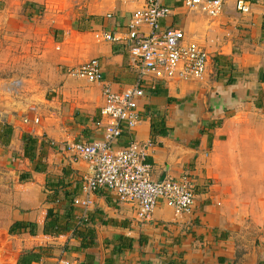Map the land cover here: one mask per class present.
Instances as JSON below:
<instances>
[{
  "label": "crops",
  "instance_id": "0c3cea01",
  "mask_svg": "<svg viewBox=\"0 0 264 264\" xmlns=\"http://www.w3.org/2000/svg\"><path fill=\"white\" fill-rule=\"evenodd\" d=\"M54 1L0 0V32L19 35L33 54L46 56L58 78L50 99L36 93L34 75L0 85V121L4 116L3 129L11 128L6 143L18 153L5 162L0 183L7 186L14 173L20 185L8 221H0V264H264V0H244L249 12L237 9L238 0H224L219 16L201 13V22L180 2L164 1L171 13L160 25L197 39L208 53L207 71L199 81L148 76L138 100L141 121L132 134L123 131L117 146L134 138L148 144L154 180L190 171L196 203L176 214L159 201L144 222L107 190L86 210L77 204L89 165L58 147L103 138V85L121 91L135 83L124 38L139 4ZM44 7L49 13L37 18ZM29 20L33 30L24 32L20 26ZM93 58L102 82L68 73ZM25 136L36 140L31 156ZM247 190L251 207L243 202ZM250 214L259 231L253 241L246 239Z\"/></svg>",
  "mask_w": 264,
  "mask_h": 264
},
{
  "label": "built area",
  "instance_id": "2783aa9c",
  "mask_svg": "<svg viewBox=\"0 0 264 264\" xmlns=\"http://www.w3.org/2000/svg\"><path fill=\"white\" fill-rule=\"evenodd\" d=\"M139 5L131 13L124 38L129 52L130 67L136 74L134 84L115 91L104 84L101 115L106 119L103 138L91 142L62 144L71 160L88 163L89 173L82 180L81 197L75 202L85 210L93 204L95 194L101 190L112 192L120 202L134 208L136 219L148 220L162 201L176 214L190 213L196 203V179L190 171L178 176L154 180L151 165L147 161L148 144L135 138L122 147L118 141L124 130L132 134L141 121L138 100L144 95V80L151 76L166 81H199L208 67V53L203 45L181 28L160 25L168 17L171 8L165 0H126ZM188 10L202 13L209 18L219 16L224 0H174ZM236 7L249 12L250 6L238 0ZM96 38L108 41L120 40L110 33H98ZM71 76L102 82L103 74L97 58L71 68ZM28 117L23 118L28 123ZM39 123V118H34ZM63 264H70L64 262Z\"/></svg>",
  "mask_w": 264,
  "mask_h": 264
},
{
  "label": "rangeland",
  "instance_id": "374dc122",
  "mask_svg": "<svg viewBox=\"0 0 264 264\" xmlns=\"http://www.w3.org/2000/svg\"><path fill=\"white\" fill-rule=\"evenodd\" d=\"M62 1L63 0L61 1L55 0L54 2H62ZM66 2H69V0H66ZM41 11H42V16L37 18L42 19L44 17V13L47 10L44 7L43 9H41ZM187 12H188L187 14H189L190 17L193 16L198 17L200 19V22L202 18L204 19V17H201L202 16L201 13H197L191 10H187ZM32 22L34 21H30V20L28 22L25 21L24 25L20 26L21 29L22 28L25 29L24 32L32 31L33 30L32 27L27 28L28 26L31 25ZM201 35L204 34L202 33ZM18 36L19 35H14L10 31L7 32V34H5V32H0V85L2 82L10 81L12 78H17V77L18 78L25 77L28 81H31L29 79L32 78L34 75L35 76L34 80L37 81L39 84L36 93L43 95L47 99H50L51 96L54 94L53 88H55L58 85L56 70L53 71L50 70V68L46 66L48 63H51L49 62L47 57L46 56L39 57L38 55L33 54L34 52L26 44H24V42L20 38H17ZM47 36L48 33L45 32V38L43 39V43H46ZM28 41L32 42V39H28ZM207 41L209 42L208 39ZM26 46H27V50L25 49ZM53 62L56 63L57 62L56 59H54ZM1 108H3L2 105H0V109ZM11 113L12 115H16L17 114L16 109H13ZM23 114L25 115L26 113ZM3 124H6L4 116L0 121V137H1V133L4 130ZM2 136H3L2 141H0V171L4 172L6 170L4 169L6 164L5 162L12 160L18 153L8 146V144L6 143L7 137L5 135ZM2 142L4 144H2ZM13 175L14 173L10 174L11 181L7 186L5 184L0 183V221L1 222L8 221L10 216L9 212L11 210L10 208L11 206H14V202L16 200L15 195H16V191L18 190L15 187L19 183H16V181L13 180ZM18 186L20 187V185ZM246 193H247V199L243 200V202H245L246 205L251 207L254 205V201L250 198L252 196V191L247 190ZM254 219H256V216H253L252 214L247 216V222H246L247 241H253V238L256 239L257 238L256 236L259 234L258 229L254 225V221H253Z\"/></svg>",
  "mask_w": 264,
  "mask_h": 264
},
{
  "label": "trees",
  "instance_id": "16d2710c",
  "mask_svg": "<svg viewBox=\"0 0 264 264\" xmlns=\"http://www.w3.org/2000/svg\"><path fill=\"white\" fill-rule=\"evenodd\" d=\"M10 131H11V128L9 126H5L4 130L2 132V135H5L8 138L10 136V133H11ZM35 142H36V140H34L31 137H26V136L24 137V152H25L26 156H31L32 149H33ZM24 225L25 224L21 223V222L14 224V226H16V227H23ZM11 230H13V226L10 229V231Z\"/></svg>",
  "mask_w": 264,
  "mask_h": 264
}]
</instances>
